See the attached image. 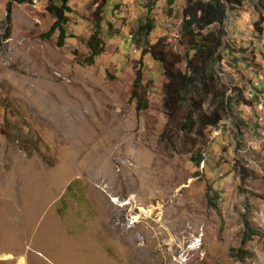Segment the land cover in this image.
I'll list each match as a JSON object with an SVG mask.
<instances>
[{
	"label": "rangeland",
	"instance_id": "obj_1",
	"mask_svg": "<svg viewBox=\"0 0 264 264\" xmlns=\"http://www.w3.org/2000/svg\"><path fill=\"white\" fill-rule=\"evenodd\" d=\"M8 1L0 0V264H264L256 0L228 10L214 67L219 93L236 99L203 131L185 128L184 116L195 101L209 112L212 94L193 85L170 111L163 62L142 55L145 37L135 33L148 0H107L104 50L93 63L83 59L98 2L69 0L74 35L57 46V31L42 36L55 20L53 0H11L9 17ZM154 1L146 38L161 36L160 47L180 53L185 69L187 0L172 13L167 0ZM138 67L148 101L141 108L132 98ZM246 219L259 234L244 242Z\"/></svg>",
	"mask_w": 264,
	"mask_h": 264
},
{
	"label": "trees",
	"instance_id": "obj_2",
	"mask_svg": "<svg viewBox=\"0 0 264 264\" xmlns=\"http://www.w3.org/2000/svg\"><path fill=\"white\" fill-rule=\"evenodd\" d=\"M23 2L25 0H18ZM98 2L94 11V30L86 38L85 42L89 54H87L83 62L93 63L95 56L102 52L103 39L100 36L103 16V6L107 0H95ZM176 0H167L168 12L172 13L174 10V3ZM244 0H187L183 11L182 32L183 36L187 38L192 52L186 54V68L182 69L179 65L183 60L180 53L172 54L168 52L165 47H160L159 43L162 40L160 36L155 42L150 43L146 36L151 33L154 27L153 17L150 15V10L153 7L154 0L147 2V15L143 22H141L136 30V37L140 34L144 35L142 46V55L146 52H151L154 57L163 62L164 72L167 76V81L164 84L165 100L164 105L170 111H175L180 103H186L189 98L188 95L192 91L193 85H201L206 88V93L212 94L214 105L209 112L199 110L198 106L201 102L195 101V109H188L183 122L185 128L193 129L195 126L203 131L206 128L216 126L222 119L224 109L230 107L236 99L230 95L220 94L217 90V74L214 67L216 60L221 59L222 54L218 52L222 44V35L226 33L225 19L230 8H235L243 3ZM13 1L7 2V16L12 12ZM256 7H258L259 17L254 22V30L256 34L261 35L264 32V0H256ZM50 9L55 14V20L45 33H42L44 38H48L54 31H57L55 44L57 46L63 45L67 36H73L66 28V23L70 19V13L73 11L69 0H53L48 4ZM149 10V11H148ZM113 27V23L109 21L108 28ZM138 44V42H136ZM142 60V57L140 58ZM142 78L141 67L137 68V75L134 80V87L132 89V98L136 99V107H146L147 98L139 91V85ZM258 90L260 86L253 85ZM241 95V93H239ZM196 113L197 118L193 116ZM202 158L201 154L196 158L197 162ZM209 201L213 205H217L214 200V195L208 191ZM246 230L243 241L251 240L254 235L259 234L257 229L251 226L246 219ZM242 248H237L236 253L243 252Z\"/></svg>",
	"mask_w": 264,
	"mask_h": 264
},
{
	"label": "bare ground",
	"instance_id": "obj_3",
	"mask_svg": "<svg viewBox=\"0 0 264 264\" xmlns=\"http://www.w3.org/2000/svg\"><path fill=\"white\" fill-rule=\"evenodd\" d=\"M114 200L117 201L116 198H115ZM10 256H12V255H11V254H7V255H5L4 257H5V258H9ZM0 257H1V256H0ZM21 259H22V258H21Z\"/></svg>",
	"mask_w": 264,
	"mask_h": 264
}]
</instances>
